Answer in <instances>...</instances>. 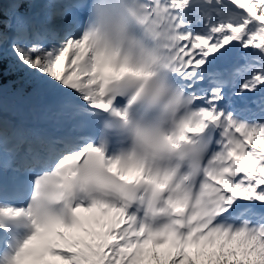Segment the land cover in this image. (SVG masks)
Returning a JSON list of instances; mask_svg holds the SVG:
<instances>
[{
    "label": "snow or ice",
    "instance_id": "1",
    "mask_svg": "<svg viewBox=\"0 0 264 264\" xmlns=\"http://www.w3.org/2000/svg\"><path fill=\"white\" fill-rule=\"evenodd\" d=\"M24 4L34 0L0 9V79L23 74L4 87L50 98L46 119L98 128L57 135L0 121V180L13 182L10 194L0 183V264H264V0H133L132 15L172 33L169 79L191 113L174 134L154 119L160 89L147 66L94 53L86 19L66 10L56 14L66 27L38 26ZM93 7L104 14L91 3L86 17ZM231 57L242 62L217 67ZM129 126L143 153L115 155ZM174 158L188 159L191 191Z\"/></svg>",
    "mask_w": 264,
    "mask_h": 264
},
{
    "label": "clouds",
    "instance_id": "2",
    "mask_svg": "<svg viewBox=\"0 0 264 264\" xmlns=\"http://www.w3.org/2000/svg\"><path fill=\"white\" fill-rule=\"evenodd\" d=\"M101 2L105 5L104 14L95 7L90 8L81 37L87 36L94 53L113 56L118 62L127 59L138 66H147L153 73L152 85L160 89L159 112L154 119L162 121V126L167 133L174 134L177 131V125L191 113L186 108L183 97H180L179 103L177 102L178 88L169 79L170 53L174 43L172 33L162 24L145 23L142 22V18L132 15L128 8L133 6V0H92L93 5ZM108 115L115 119L111 113ZM119 139L115 155L143 153L141 135L137 133L135 126L122 128ZM198 139V136L192 138L193 141ZM171 167L177 171V183H181V188L191 191L196 177L189 166L188 159L174 158L171 161ZM91 194L104 195L97 192ZM80 195L87 197L89 193H80ZM107 195L111 197L113 194Z\"/></svg>",
    "mask_w": 264,
    "mask_h": 264
},
{
    "label": "trees",
    "instance_id": "3",
    "mask_svg": "<svg viewBox=\"0 0 264 264\" xmlns=\"http://www.w3.org/2000/svg\"><path fill=\"white\" fill-rule=\"evenodd\" d=\"M38 2H39V0H34V6L37 5ZM0 9H2V11H4V12L9 11L8 9H3L2 7H0ZM29 10L30 9L28 8V5L27 4H24L19 9L20 12H22V11L28 12ZM0 17L1 18H6V17H3V16H0ZM4 63L6 64V62H4ZM22 75L23 74L20 73V74H13V75H10V76H7V77H3L2 79H0V84H2V85L5 86V85L8 84L9 80H13V81L19 80L20 79V76H22ZM18 84H21L22 85L23 92H24V94L26 96L27 95H30V93L32 92V89L30 87H25L23 85V83L13 84L12 87H16ZM2 109H4L5 112H8L10 114H15L18 117H25L26 114H27L26 113V110H25V108L23 106H21L17 102H13V101H11V100H9L7 98H1L0 99V110H2ZM0 120H5L6 121L7 119H4V118L0 117ZM146 264H147V262H146ZM151 264H155V262H151Z\"/></svg>",
    "mask_w": 264,
    "mask_h": 264
},
{
    "label": "rangeland",
    "instance_id": "4",
    "mask_svg": "<svg viewBox=\"0 0 264 264\" xmlns=\"http://www.w3.org/2000/svg\"><path fill=\"white\" fill-rule=\"evenodd\" d=\"M1 2H6V4H11V0H0ZM47 1V7L48 9L52 12V9L54 8L51 4V1L48 0H39L38 4L36 7H34V9H32L30 12H32L33 10L37 9L38 7H40L42 4H44ZM48 21L49 23H51V25L53 26L52 20L49 19H44V22ZM62 21V20H59ZM50 25V26H51ZM4 87H2V84H0V90H2ZM16 89L21 90V88L18 86L16 87ZM71 91V90H68ZM17 95H21V92H18ZM46 98V97H45ZM44 98V99H45ZM42 99V101L40 100H26L24 99L22 101V104L27 108L28 110V117L32 120H36V119H42L41 116H45L46 113V109L48 108L47 106H45L44 108H39L38 105H43V103L47 102V101H51L50 98H46V100ZM11 176V173H8L6 175V177ZM24 177H20V180H23ZM10 181V180H9ZM12 182V181H10ZM162 248V252H158V253H165L167 251V247H161Z\"/></svg>",
    "mask_w": 264,
    "mask_h": 264
},
{
    "label": "bare ground",
    "instance_id": "5",
    "mask_svg": "<svg viewBox=\"0 0 264 264\" xmlns=\"http://www.w3.org/2000/svg\"><path fill=\"white\" fill-rule=\"evenodd\" d=\"M37 14L43 15V16H46V17H50L52 19V21L55 22L53 27H59L57 25H62V23L58 21L59 19L56 16H52L50 14V11H49V9L47 7V1L32 12V15H37ZM65 26H67V24ZM238 62H239V58L238 57L236 59L229 58L226 61V66H233V65H235ZM237 86H238V84H237ZM47 104H51V101H47V102L43 103V105H39V107L40 108H44V106H46ZM2 118H4V117H2ZM4 119H6V118H4ZM62 120H60V121H62ZM3 121L5 123H7V120L6 121L3 120ZM32 129H42V128H34V127H32ZM3 180H0V181H3Z\"/></svg>",
    "mask_w": 264,
    "mask_h": 264
}]
</instances>
